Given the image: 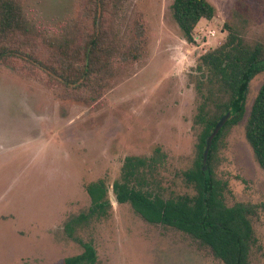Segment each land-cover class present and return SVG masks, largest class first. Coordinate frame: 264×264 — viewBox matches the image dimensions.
<instances>
[{"label": "rangeland", "instance_id": "374dc122", "mask_svg": "<svg viewBox=\"0 0 264 264\" xmlns=\"http://www.w3.org/2000/svg\"><path fill=\"white\" fill-rule=\"evenodd\" d=\"M209 1L216 15L199 22L194 43L173 18V0L122 3L109 32L123 48L142 25L144 45L136 60L114 66L116 74L93 102L80 90L49 87L0 65V264H63L80 253L65 225L89 209L87 186L98 180L106 183L112 207L75 235L93 242L99 264H224L187 233L147 222L113 192L126 157L140 156L156 160L141 169L144 190L164 198L195 194L185 173L196 162L203 130L196 119L209 87L198 88L199 57L222 43L225 23L247 43L264 44V0ZM85 3L22 0L27 18L49 41L76 35ZM263 83L264 72L250 82L244 117L224 130L212 164L229 206H258L249 264H264V170L245 136Z\"/></svg>", "mask_w": 264, "mask_h": 264}, {"label": "trees", "instance_id": "16d2710c", "mask_svg": "<svg viewBox=\"0 0 264 264\" xmlns=\"http://www.w3.org/2000/svg\"><path fill=\"white\" fill-rule=\"evenodd\" d=\"M126 1L86 0L82 28L76 35L49 41L41 37L34 23L27 18L22 0H0V65L44 81L49 87L80 90L87 95L81 97L93 102L116 74L114 66L118 62L136 60L144 45L142 25L136 27L131 43L123 48L109 32L113 30L111 14L115 15ZM171 11L189 43L195 42L199 22L213 20L216 15V8L209 0H173ZM225 27L228 31L225 39L203 53L196 67L200 74L198 84L203 85L198 87L199 90L204 88L205 82L209 87L196 119L203 126L196 162L185 173L195 194L164 198L144 190L139 181L141 169L152 166L156 160L151 159L149 163L140 156L126 157L121 179L114 182L113 192L119 203H130L147 222L169 225L187 233L209 247L224 264H249L252 247L257 242L251 216L258 206L243 202L229 206L221 182L214 177L212 164L224 130L244 117L250 82L264 72V44L251 45L237 28L229 23H225ZM238 102L236 112L214 139L205 170L203 154L207 137L218 120ZM245 136L264 170V83L246 120ZM161 156V148L157 147L156 159ZM87 192L91 206L65 225L69 236L76 239L83 250L64 258L63 264H99L93 242L76 237L75 231L91 219L107 215L112 202L103 180L90 183Z\"/></svg>", "mask_w": 264, "mask_h": 264}, {"label": "water", "instance_id": "95a60500", "mask_svg": "<svg viewBox=\"0 0 264 264\" xmlns=\"http://www.w3.org/2000/svg\"><path fill=\"white\" fill-rule=\"evenodd\" d=\"M235 106H236L235 108L229 110L226 114H224L218 120V122L215 124L212 132L207 137V140H206V143H205V150H204V154H203V166H204L205 170H207V168H208L207 160H208V156H209L211 147L213 145L214 139L216 138V136L218 135L220 130L224 127V125L227 123L229 118L236 112L237 107L239 106V102L236 103Z\"/></svg>", "mask_w": 264, "mask_h": 264}]
</instances>
